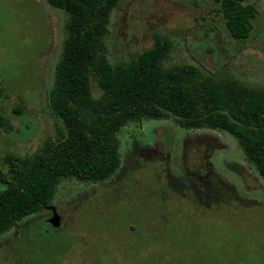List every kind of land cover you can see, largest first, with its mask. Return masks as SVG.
I'll return each instance as SVG.
<instances>
[{
    "label": "rangeland",
    "instance_id": "obj_1",
    "mask_svg": "<svg viewBox=\"0 0 264 264\" xmlns=\"http://www.w3.org/2000/svg\"><path fill=\"white\" fill-rule=\"evenodd\" d=\"M247 1L253 30L235 40L212 0H122L106 57L126 60L164 36L166 65L264 88V0ZM67 19L46 0H0V173L7 154L32 156L64 133L49 91ZM116 138V172L61 180L49 205L0 234V264H264V180L233 136L166 118L128 123Z\"/></svg>",
    "mask_w": 264,
    "mask_h": 264
},
{
    "label": "trees",
    "instance_id": "obj_2",
    "mask_svg": "<svg viewBox=\"0 0 264 264\" xmlns=\"http://www.w3.org/2000/svg\"><path fill=\"white\" fill-rule=\"evenodd\" d=\"M121 1L46 0L68 15L49 91V106L64 133L32 156H4L0 234L49 205L61 180L93 183L110 178L120 163L118 132L144 119L172 118L184 129L227 132L264 180V88H249L228 75L206 74L189 64L166 65L171 42L164 36L156 35L150 48L126 60L109 62L107 27ZM212 1L230 36L247 39L256 7L247 0ZM92 80L99 97L92 95ZM5 125L0 115V128Z\"/></svg>",
    "mask_w": 264,
    "mask_h": 264
},
{
    "label": "water",
    "instance_id": "obj_3",
    "mask_svg": "<svg viewBox=\"0 0 264 264\" xmlns=\"http://www.w3.org/2000/svg\"><path fill=\"white\" fill-rule=\"evenodd\" d=\"M48 223L53 227H57L59 225L58 217L54 215L53 218L48 221Z\"/></svg>",
    "mask_w": 264,
    "mask_h": 264
}]
</instances>
